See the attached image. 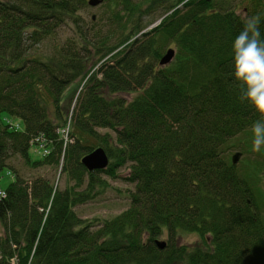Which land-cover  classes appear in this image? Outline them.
<instances>
[{
	"label": "trees",
	"instance_id": "1",
	"mask_svg": "<svg viewBox=\"0 0 264 264\" xmlns=\"http://www.w3.org/2000/svg\"><path fill=\"white\" fill-rule=\"evenodd\" d=\"M99 1L84 26L89 0H0V264H264V0ZM96 148L108 163L88 172ZM107 179L119 212L79 217L115 203Z\"/></svg>",
	"mask_w": 264,
	"mask_h": 264
},
{
	"label": "rangeland",
	"instance_id": "2",
	"mask_svg": "<svg viewBox=\"0 0 264 264\" xmlns=\"http://www.w3.org/2000/svg\"><path fill=\"white\" fill-rule=\"evenodd\" d=\"M100 2L95 6V7H91V6H87L82 12H81V16H82V22H83V25H87V26H91L90 22L94 21L95 20V17H96V21L98 20L99 16H101V13L102 11L105 9L104 6L102 7V5L100 4ZM238 13H241L240 10H238ZM244 15V13H243ZM92 16L93 19H92ZM155 23V21H154ZM153 23V24H154ZM142 24L144 25V20H142ZM146 25L143 30H142V33L145 32H149L153 27H155V25ZM67 30V34L70 33V29H67L69 27L67 26H64ZM71 28V27H70ZM83 29H87L85 27H83ZM136 38V36H133V39H130L127 43H130L131 41H134ZM54 40L50 41V44L53 43ZM118 50H116L115 52H117ZM36 54V55H35ZM52 53L50 52L49 53V38H46L43 42H41L39 44V51L37 53H34L33 56H38V55H41V56H45L44 59L51 55ZM114 54V53H112ZM109 55V54H108ZM107 55V56H108ZM106 56V57H107ZM101 64V62H99V64H97V69L96 67L92 69V65L91 66H88V69H89V73L86 77H83V82H82V85H80L78 87V85H75L73 86L70 91L67 94V96H65L64 98H72L73 96V99L78 95V93L81 91V89L83 88L84 84L86 85V83L89 81V79L93 76H99L97 75V70H98V67L99 65ZM167 65V64H165ZM165 65H161V66H165ZM160 66V65H159ZM160 66V67H161ZM98 78V77H97ZM99 79V78H98ZM80 80V79H78ZM70 94V95H69ZM69 95V96H68ZM135 95V93H129V94H126V93H123V94H120L118 95L123 97V98H132L133 96ZM108 98H110L109 96H107ZM73 99L71 100L70 103H68V100H65L64 103L66 105L65 106V110L66 112H70L72 110V107H73ZM68 112V114H69ZM13 122H16V119H11ZM6 123V121H5ZM246 141H253L254 139L250 138V137H246L245 138ZM91 143L94 145L95 143L93 141H91ZM256 148L258 147V145L255 146ZM248 148V147H247ZM254 148V147H253ZM253 148L249 149V151H246L245 153L241 154L240 158L239 159H242L245 157H248L250 151L253 150ZM237 153H241L240 151H236ZM236 152H232L231 154L234 155V153ZM40 152H38L37 150H32L31 149V156L32 158H39L40 157ZM19 160V158H18ZM10 164H12L14 167H17V168H21L22 170V173H24V176L28 179H31L33 178L34 176H38V175H41V176H45V177H48L50 181H53L54 183H56V185L58 186V188L60 189H64L65 185L67 184V180H66V177L63 176V175H59L57 174V171L56 169H53V167H49V166H45V167H42L40 168V170H34V169H30V168H24V167H20L19 165V162L21 164H23L20 160L19 162L17 161L16 158H10L9 160ZM8 162V163H9ZM10 173L8 172V170H4L2 172V175L0 176V186L4 189L5 187H7L8 183L10 182ZM107 181V188L106 190L103 192L102 194V200L103 201H110L109 203L111 202H115V203H111V204H101L99 202H97V194L95 195V198L94 200L91 202V203H88L86 205H83V206H77L75 208V211L76 213L78 214L79 217H81L82 219H92V218H95V217H101V218H108V217H112L114 215H116L118 212H119V205H118V202L119 200L115 197V194L113 193L116 188H119V189H125L126 188V185L124 184H121V183H115V182H112L110 180H106ZM160 240H166V235L165 233L160 237L158 238ZM197 239V236L195 234H191V233H185V232H182L178 235V241L180 242L179 244H193L195 243Z\"/></svg>",
	"mask_w": 264,
	"mask_h": 264
},
{
	"label": "water",
	"instance_id": "3",
	"mask_svg": "<svg viewBox=\"0 0 264 264\" xmlns=\"http://www.w3.org/2000/svg\"><path fill=\"white\" fill-rule=\"evenodd\" d=\"M100 1L99 0H89V5L96 6ZM174 56V52L169 50L166 54L161 58L160 65H165L171 61ZM240 153H235L232 155V163L236 164L240 158ZM108 163L107 156L105 155L104 151L101 148H96L95 150L91 151L89 154L85 155L81 159V165L88 171H99L106 168ZM156 245L159 248L164 247V242L155 241Z\"/></svg>",
	"mask_w": 264,
	"mask_h": 264
},
{
	"label": "bare ground",
	"instance_id": "4",
	"mask_svg": "<svg viewBox=\"0 0 264 264\" xmlns=\"http://www.w3.org/2000/svg\"><path fill=\"white\" fill-rule=\"evenodd\" d=\"M88 5H89V3H88ZM89 6H91V5H89ZM91 7H95V6H91ZM94 16H92V18H93ZM160 22V20H158V21H156L153 25H157L158 23ZM154 28V27H153ZM142 33V32H141ZM140 33V34H141ZM144 33V32H143ZM169 50H172V49H168L166 52H168ZM173 51V50H172Z\"/></svg>",
	"mask_w": 264,
	"mask_h": 264
},
{
	"label": "clouds",
	"instance_id": "5",
	"mask_svg": "<svg viewBox=\"0 0 264 264\" xmlns=\"http://www.w3.org/2000/svg\"><path fill=\"white\" fill-rule=\"evenodd\" d=\"M237 153V152H236Z\"/></svg>",
	"mask_w": 264,
	"mask_h": 264
}]
</instances>
